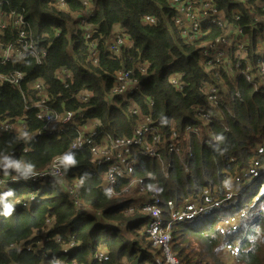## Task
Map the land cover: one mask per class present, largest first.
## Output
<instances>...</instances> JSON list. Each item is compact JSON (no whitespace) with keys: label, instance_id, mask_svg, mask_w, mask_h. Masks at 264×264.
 Instances as JSON below:
<instances>
[{"label":"trees","instance_id":"obj_1","mask_svg":"<svg viewBox=\"0 0 264 264\" xmlns=\"http://www.w3.org/2000/svg\"><path fill=\"white\" fill-rule=\"evenodd\" d=\"M213 1L227 17L239 7L233 0ZM4 2L8 14L24 17L26 39L47 54H38L40 64L30 54L23 61L0 60V124L19 128L0 134V160L10 156L36 172L47 170L58 156L71 154L76 163L55 178H19L14 169L0 172V264H157L162 252L145 234L151 219L143 211L141 181L159 191L164 228L170 221V201L176 208L204 205L202 193L207 189L218 204L173 227L170 246L180 264H264V173L251 178L264 166L261 90L248 86L243 77L215 78L200 61L199 43L184 41L172 22L168 0H90L87 9L79 0H66L64 7L54 0ZM86 13L87 25L80 27ZM145 17L156 23L145 22ZM242 17L249 20L245 8ZM88 26L98 51L96 64L85 40ZM20 31L5 29L1 42L10 44ZM209 31L204 40L219 34ZM118 34L128 43L119 55L107 51ZM250 39L253 45L254 31ZM248 60L256 72L251 47ZM64 70L69 72L65 84L58 76ZM123 70H133L142 87L129 98L137 107L135 114L127 100L111 92ZM14 71L23 73L21 89L8 81ZM35 80L41 83L38 93L27 85ZM212 89L218 91L217 104L208 100ZM83 95L87 101L80 103ZM44 107L59 115L81 110L82 117L75 114L68 124L56 123L53 129L63 130L47 134L38 118ZM198 109L210 111V119L201 120ZM145 116L160 132L156 156L140 157L132 177H119L115 194H103L105 165H97L87 149L70 151L77 132L87 137V128L97 123L103 140L131 138ZM30 132L40 134L27 141ZM131 179L138 183L130 185ZM228 185L236 196L226 200ZM10 190L12 195H6ZM5 203L13 206L9 216L3 215ZM229 217L237 219L235 227L220 234L221 220ZM242 220L246 222L240 224Z\"/></svg>","mask_w":264,"mask_h":264},{"label":"built area","instance_id":"obj_2","mask_svg":"<svg viewBox=\"0 0 264 264\" xmlns=\"http://www.w3.org/2000/svg\"><path fill=\"white\" fill-rule=\"evenodd\" d=\"M54 1L60 7L65 6L66 0ZM87 1L88 0H79V3L87 9L89 5ZM233 1L239 4V7L231 10L229 12V17H227L224 10L217 7L213 0H168V5L174 14L172 22L180 28L181 36L184 41L191 44L199 43L201 49V63L206 67L215 68L214 74L217 78L222 80V74L243 77L248 86L259 89L264 94V0ZM4 5V0H0V32L7 28H15L21 31L17 39L10 44H3L0 38L1 62L4 64L11 60L23 61L26 56L30 54L37 59L39 64L42 63L38 54L40 53L41 56L45 58L47 54L46 49L38 52L34 49V43L32 41L24 40V26L26 25L24 17L14 12L8 14L4 10ZM242 8L247 9V14L249 16L248 21H243ZM5 16H8V19H6ZM89 17L90 14L86 13L84 17L80 18L79 26L85 27ZM144 19L145 22L149 24L153 25L156 23L154 18L145 17ZM179 19H182L184 22H189L190 27L178 22ZM12 22H14L17 27H13ZM205 27H207L205 30L208 32L203 33L202 29ZM209 30H217L219 34L214 39L204 40L211 34ZM252 31L255 32L253 45H251L250 39ZM92 35V28L88 26L85 40L90 42L89 53L93 58V63L96 64L98 51L96 45L92 42ZM120 37L119 34L116 36V39L107 46V51L118 55L120 54L121 48L124 45ZM23 45L25 46L21 49ZM250 47L256 59V72H253V67L248 60ZM234 50L242 52L244 57L235 59H231L230 57L233 63L231 64L228 61L227 65H223L221 61L227 59L230 52ZM258 50L260 51L259 53L257 52ZM58 76L59 80L65 84L69 79V72L67 70L59 71ZM174 79L175 78H172V80ZM257 79H259V81H257ZM8 81L16 88L21 89L24 84L23 73L21 71L12 72ZM173 82L176 83V81ZM260 83L263 84L261 88ZM27 85L34 93L41 91V83L37 80ZM141 90L142 87L138 84V80L133 78V70L120 71L116 76V81L111 87V92L114 95L121 96L125 100L141 92ZM217 93L218 91L216 89L210 90L208 100L216 103L215 95ZM236 95L238 96V94ZM87 98V96L83 95L80 97L79 102H86ZM130 105H133L131 99ZM136 108L137 107L133 105L132 112L134 114L136 113ZM196 115L205 121L210 119V113L202 109H198ZM38 118L45 123L43 129L47 134H50L53 132L59 133L63 130L62 128L54 130V124H68L72 121L73 117L71 113L59 115L49 111L47 107H44V112H40ZM13 127L14 126L5 123L0 124V134L11 131ZM96 127L98 129L97 124L88 129L89 133L87 137H84L81 132H77L76 138L70 146V151L80 152L87 149L96 158L97 165H105L106 181L103 184L101 192L105 195L112 196L115 194L117 179L119 177L131 178L134 172V165L140 157L152 158L156 156L160 146V132L150 116H145L138 121L131 138H107L103 140L101 135L102 131H98ZM39 134L40 133L37 132L28 133L26 136L27 141L35 138ZM210 144H212V142ZM169 150L173 152L175 149L170 147ZM26 151L27 147H24L22 154L26 153ZM260 151H262V149H260ZM64 156L66 155L54 158L47 170L41 172L31 170V174L27 178L61 177L65 168ZM0 172L5 173L3 167H0ZM7 173H13V169H8ZM262 173H264V167L260 173L252 172L251 178H257ZM17 175L19 176L18 173ZM3 178L4 175L0 177V184L3 182ZM13 179L14 178H10L11 181ZM134 182L138 183L136 179H131L130 184ZM139 184L140 190L148 194L145 205H143V210L147 212L151 221L145 230V234L152 241L153 246L158 247L162 252V257L157 259V264H180L172 253L170 246V232L173 230V227L183 221L198 217L206 210L210 209L209 211H211V209L218 204L212 201L207 189L202 193L204 205L189 204L185 208H176L170 201L167 203L170 211V221L164 228L162 214L158 208L160 204L158 189L153 186L144 185L142 181L139 182ZM225 194L226 200L236 196L235 190L232 189L231 185L226 187ZM243 216L244 212L239 214L238 217ZM236 222L237 219L233 217L223 218L219 226L220 234H225L227 229H233ZM99 257L102 258V255Z\"/></svg>","mask_w":264,"mask_h":264},{"label":"clouds","instance_id":"obj_3","mask_svg":"<svg viewBox=\"0 0 264 264\" xmlns=\"http://www.w3.org/2000/svg\"><path fill=\"white\" fill-rule=\"evenodd\" d=\"M64 161H65V167L76 163L75 159L73 158L71 154L64 156ZM0 167L4 168L5 174H7L8 169L10 168L14 169L19 174V177H23L25 179L31 174V170H32V165L30 164L24 165L20 161L14 160L10 156H4L2 160H0ZM6 195L8 196L12 195L11 190ZM3 200H4V197H0V202H3ZM3 207H4L3 215L9 216L12 214L13 206L11 203H5Z\"/></svg>","mask_w":264,"mask_h":264},{"label":"rangeland","instance_id":"obj_4","mask_svg":"<svg viewBox=\"0 0 264 264\" xmlns=\"http://www.w3.org/2000/svg\"><path fill=\"white\" fill-rule=\"evenodd\" d=\"M88 7H89V5H88ZM6 17V19H8V16H5ZM178 22H180V23H182V24H184L185 26H188V27H190V23L189 22H187V21H183L182 19H179L178 20ZM121 38V40H122V43L125 45V44H128L127 43V41L121 36L120 37ZM24 40H26V41H29V40H27L26 39V36L24 37ZM230 47H231V45H230ZM35 49V48H34ZM36 50V49H35ZM258 53L260 52L259 50L257 51ZM231 55L234 57V58H243L244 57V54L242 53V52H240V51H238V50H234V51H232V52H230V54H229V56L227 57V59H224V60H222L221 62H222V64L223 65H227V62L229 61L231 64L233 63V60H231L230 59V57H231ZM37 60V59H36ZM205 66V65H204ZM206 67V66H205ZM206 69H208V70H213L214 71V69L215 68H212V67H206ZM215 72V71H214ZM215 76V75H214ZM215 78H216V76H215ZM172 80V79H171ZM225 92H226V88H225ZM209 93H210V90L208 91V93H207V95H209ZM216 96V99H218V93L215 95ZM129 103H130V99L128 98V100H127ZM131 106V108L133 107V105H130ZM81 110H78V111H76V113H73V112H66V113H71V115H72V117L74 118V115L75 114H80V117H82V114H81V112H80ZM209 113H211L210 111H209ZM73 118H72V120H73ZM201 119V118H200ZM201 120H203V119H201ZM203 121H205V120H203ZM96 123H94V125H95ZM93 125V126H94ZM16 130V131H18L19 130V128L18 127H13L12 128V130ZM188 131V130H187ZM264 167V166H263ZM161 168H163L162 166H161ZM251 171H253V169L251 170ZM134 184H137L136 182H134V183H132V184H130V185H134ZM231 187H232V189L234 190V187L231 185ZM141 191V190H140ZM141 192H143V191H141ZM70 193H72V191H70ZM145 195H146V198L148 197V194H147V192H143ZM262 193V192H261ZM139 194H140V192H139ZM250 194H251V192H250ZM250 194H247L246 196H249ZM141 195V194H140ZM255 198L256 197H254L253 199H252V201H254L255 200ZM144 212H146L145 210H143ZM147 213V212H146ZM248 217H249V215H248ZM185 221H183V222H181L180 224H182V223H184ZM244 222H246V220H242L241 221V223L240 224H243ZM247 225V224H246ZM245 225V226H246ZM152 242V241H151ZM142 245L145 247V248H148V243L147 242H144V243H142ZM152 246H153V244H152ZM153 248H155V249H159L158 247H156V246H153ZM149 250H152V248H150ZM66 251H69L68 249H66ZM49 264V263H48Z\"/></svg>","mask_w":264,"mask_h":264},{"label":"bare ground","instance_id":"obj_5","mask_svg":"<svg viewBox=\"0 0 264 264\" xmlns=\"http://www.w3.org/2000/svg\"><path fill=\"white\" fill-rule=\"evenodd\" d=\"M89 2H90V0L87 1V3H89ZM12 26H13V27H17V25H16L14 22H12ZM5 28H6V27H5Z\"/></svg>","mask_w":264,"mask_h":264},{"label":"crops","instance_id":"obj_6","mask_svg":"<svg viewBox=\"0 0 264 264\" xmlns=\"http://www.w3.org/2000/svg\"><path fill=\"white\" fill-rule=\"evenodd\" d=\"M97 124V123H96ZM89 129V127L87 128V130Z\"/></svg>","mask_w":264,"mask_h":264}]
</instances>
